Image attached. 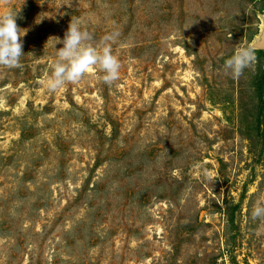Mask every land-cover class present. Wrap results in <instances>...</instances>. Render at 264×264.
Segmentation results:
<instances>
[{
  "label": "rangeland",
  "instance_id": "1",
  "mask_svg": "<svg viewBox=\"0 0 264 264\" xmlns=\"http://www.w3.org/2000/svg\"><path fill=\"white\" fill-rule=\"evenodd\" d=\"M25 34L0 65V264H264V0H0ZM111 42L50 92L56 37ZM47 41V42H46ZM55 48L62 47L57 43Z\"/></svg>",
  "mask_w": 264,
  "mask_h": 264
},
{
  "label": "clouds",
  "instance_id": "2",
  "mask_svg": "<svg viewBox=\"0 0 264 264\" xmlns=\"http://www.w3.org/2000/svg\"><path fill=\"white\" fill-rule=\"evenodd\" d=\"M17 13L7 11L0 14V65L16 67L20 63L22 51L21 29L16 24ZM119 36L118 31L105 34L99 42L92 43L90 32L77 21H70L63 39L56 37L52 47L56 50L54 70L45 82L50 92H55L66 83L78 82L92 67L103 71L102 80L108 84L119 77L120 61L112 52L111 42ZM47 42V41H46ZM61 43L62 47L55 48ZM255 56V48L247 45L236 47L231 56L225 59L224 72L238 79ZM253 218L264 217V204L258 203L252 211Z\"/></svg>",
  "mask_w": 264,
  "mask_h": 264
},
{
  "label": "trees",
  "instance_id": "3",
  "mask_svg": "<svg viewBox=\"0 0 264 264\" xmlns=\"http://www.w3.org/2000/svg\"><path fill=\"white\" fill-rule=\"evenodd\" d=\"M255 54H256V56L258 57V59L261 61V60H264V50H256L255 51ZM261 78H264V76L263 77H261Z\"/></svg>",
  "mask_w": 264,
  "mask_h": 264
},
{
  "label": "bare ground",
  "instance_id": "4",
  "mask_svg": "<svg viewBox=\"0 0 264 264\" xmlns=\"http://www.w3.org/2000/svg\"><path fill=\"white\" fill-rule=\"evenodd\" d=\"M260 44L264 45V33H263V36H262V38H261V42H260Z\"/></svg>",
  "mask_w": 264,
  "mask_h": 264
},
{
  "label": "water",
  "instance_id": "5",
  "mask_svg": "<svg viewBox=\"0 0 264 264\" xmlns=\"http://www.w3.org/2000/svg\"><path fill=\"white\" fill-rule=\"evenodd\" d=\"M260 44V43H259ZM264 47V45L260 44V49H262Z\"/></svg>",
  "mask_w": 264,
  "mask_h": 264
}]
</instances>
